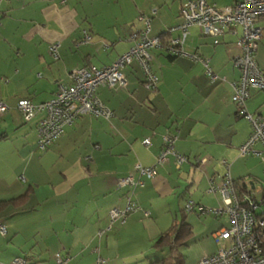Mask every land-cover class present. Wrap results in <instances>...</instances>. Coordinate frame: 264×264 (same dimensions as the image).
Returning a JSON list of instances; mask_svg holds the SVG:
<instances>
[{
  "label": "crops",
  "instance_id": "1",
  "mask_svg": "<svg viewBox=\"0 0 264 264\" xmlns=\"http://www.w3.org/2000/svg\"><path fill=\"white\" fill-rule=\"evenodd\" d=\"M182 1L0 0V99L9 106L0 113V201L25 195L0 210L6 227L0 233V264L15 257L25 258V264H51L56 252L68 257L66 264H95L98 257L104 264H144L158 255L152 243L159 235L182 218L188 222L194 212H182L186 201L221 206L219 194L207 189L226 175L247 189L254 186L256 201L253 193L261 190L256 211L264 213L258 210L264 187H256L264 160L239 156L251 126L231 100L229 83L239 78L233 59L240 53V27L214 37L190 26L182 44L187 54L170 56L166 41L150 49L158 77L154 91L144 87L143 72L132 60L122 68L124 87H97L112 116L83 115L44 150L37 147L36 130L43 113L25 120L16 108L22 98L34 103L51 99L76 67L110 64L132 45L131 35L144 28L139 16L149 17L148 36L176 26L182 21ZM207 1L225 6L236 0ZM255 25L261 30L255 60L264 72V17ZM84 31L88 41L78 43ZM179 35L176 28L170 36ZM55 42L57 58L49 51ZM194 53L208 59L224 79L211 81L203 63L191 58ZM244 105L250 113L262 112L264 91L251 90ZM165 134L176 136L174 149L186 161L177 168L169 156L155 177L134 191L138 208L107 229L108 211L122 209L128 193L118 180L133 172L135 163L153 164ZM145 137H150L148 145ZM194 214H201L198 234L208 233L210 239L229 225L225 213ZM190 224L192 241L196 231Z\"/></svg>",
  "mask_w": 264,
  "mask_h": 264
},
{
  "label": "built area",
  "instance_id": "2",
  "mask_svg": "<svg viewBox=\"0 0 264 264\" xmlns=\"http://www.w3.org/2000/svg\"><path fill=\"white\" fill-rule=\"evenodd\" d=\"M182 21L176 26L165 31L168 36L178 28L180 35L169 37L167 49L169 53L180 55L187 54L182 49V44L192 25L199 26L204 34L218 36L225 31H235L240 27V35L236 45L240 53L233 59V64L239 70V78L230 82L232 89L231 100L236 105L238 114L249 121L251 131L247 139L239 146V156L257 155L264 160V110L250 113L245 108V100L251 90L264 91V72L255 60V51L261 37V30L255 25L256 19L264 17V0H236L235 2L217 6L207 0H183L180 7ZM144 28L131 35L132 45L119 55L110 64L97 67L85 65L76 67L69 72L70 82L59 84L51 99L34 103L30 99L22 98L16 102V108L25 120H29L37 113H43L39 119L37 130V147L46 149L63 132L65 126L73 123L83 115L110 118L113 112L98 98L96 90L99 85L111 88L124 87L126 77L122 68L136 60L144 75L143 85L146 89L154 91L157 87L158 77L153 72L150 61V49L162 44L161 35L148 36L149 17L139 16ZM1 26V16H0ZM89 36L84 35L78 43H85ZM218 40L215 39L214 43ZM58 43L49 46L50 53L57 58ZM195 60H200L204 66L206 76L211 80L224 79L219 77L210 67L208 59L194 53L190 55ZM9 106L0 99V113H4ZM176 136L165 134L162 146L154 156L151 165L135 163L133 172L118 180L120 187H127L125 205L122 209L112 207L108 211L109 229L116 221L123 222L128 213L136 210L138 206L133 200L134 191L144 185L145 179H152L157 174L158 166L173 157L177 168L186 161L187 157L174 149ZM143 143L148 145L150 137H145ZM261 148H256V144ZM216 192L221 199V206L207 208L188 200L184 204L187 212L199 211L202 213H225L229 225L218 228L212 233L217 249L214 253L203 255L197 264H264V213H258L257 201L249 189L248 193L238 196L234 181L226 175L219 184L211 183L207 189ZM147 214V212H145ZM6 227L0 223V233L4 235ZM98 234H101L99 231ZM56 264H66L68 257L59 252L54 254ZM26 259L15 257L10 264H25ZM95 264H104V260L97 258Z\"/></svg>",
  "mask_w": 264,
  "mask_h": 264
},
{
  "label": "trees",
  "instance_id": "3",
  "mask_svg": "<svg viewBox=\"0 0 264 264\" xmlns=\"http://www.w3.org/2000/svg\"><path fill=\"white\" fill-rule=\"evenodd\" d=\"M168 34L163 33L161 35L162 42L168 44ZM170 56H176L175 54L169 53ZM238 114V111H237ZM239 115V114H238ZM240 116V115H239ZM236 187V192L238 196H242L244 193H248L246 185L240 186L238 182L234 183ZM251 192V191H250ZM25 195H22L15 199H10L6 201H0V210L3 209L9 203H20L22 202ZM182 212L186 213L187 211L182 210ZM194 213H202L199 211H193ZM193 233V227L190 223L186 222L183 218L178 222L170 226V228L159 235L156 238L152 246L157 251H163L165 249L168 250V253L165 256H155L153 258L147 259L144 264H185L184 257L178 252V249L181 246H187L191 242V237ZM177 251L175 254L173 251Z\"/></svg>",
  "mask_w": 264,
  "mask_h": 264
},
{
  "label": "rangeland",
  "instance_id": "4",
  "mask_svg": "<svg viewBox=\"0 0 264 264\" xmlns=\"http://www.w3.org/2000/svg\"><path fill=\"white\" fill-rule=\"evenodd\" d=\"M260 182H257L256 187L262 186L264 187V174L260 175ZM255 195V198L257 199V201H261L262 198V191H255L253 193ZM259 211H264V203L261 204V206L258 208ZM201 215V214H199ZM199 215H196L194 213H189L186 217V220L190 223H192L194 225L195 231H196V235L195 238H193V240L187 245V246H181L178 249V252L184 257V261L185 264H197L199 258L204 254L203 252L209 251L210 249H217V245L215 244L214 239H210L209 238V234L205 233V234H198L197 230H200V228H202V226L200 224H198ZM177 251H173V253L175 254ZM156 254H158L157 256H165L168 253V250L165 249L163 251H155ZM54 258V257H53ZM48 262V261H47ZM51 264H56L54 259L50 260ZM31 264H33L31 262ZM41 264V263H39Z\"/></svg>",
  "mask_w": 264,
  "mask_h": 264
},
{
  "label": "water",
  "instance_id": "5",
  "mask_svg": "<svg viewBox=\"0 0 264 264\" xmlns=\"http://www.w3.org/2000/svg\"><path fill=\"white\" fill-rule=\"evenodd\" d=\"M253 188H254V186H251V188L249 190L252 191Z\"/></svg>",
  "mask_w": 264,
  "mask_h": 264
}]
</instances>
